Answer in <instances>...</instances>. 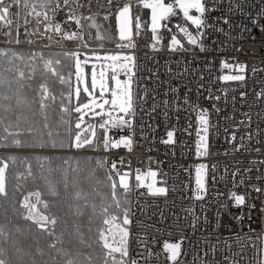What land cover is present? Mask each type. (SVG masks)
<instances>
[{
	"label": "built area",
	"instance_id": "2783aa9c",
	"mask_svg": "<svg viewBox=\"0 0 264 264\" xmlns=\"http://www.w3.org/2000/svg\"><path fill=\"white\" fill-rule=\"evenodd\" d=\"M99 1L70 0L65 6L61 0L60 9L54 15L52 10L56 8L57 0H51L47 9L37 7V11L48 12L52 19L61 24L62 32L57 34L55 31L45 32L42 16L38 24L34 15H28L31 5L26 8L23 0H13L10 15H19V10L25 14L22 21H16V26L7 20L2 21L7 27V39L2 48L14 49L17 43H23L33 51L65 50L85 55L98 53L99 46L102 53L135 56V113L137 116L150 115L155 120L146 122V125L154 127V144H164L162 141L167 139L166 133L175 128L173 149L182 162L174 158L169 163H161L152 149L142 152L140 156L159 163V171L164 167L166 171L174 172L172 178L181 189L184 200H188L179 206L176 203L178 196L176 198L173 194L152 196L143 188L137 193L129 192L131 223L127 225L128 264H132L133 260L137 264H171L163 245L165 242L181 241V255L175 264H202V260L204 264H263L264 193H256L253 189L264 185V98L257 99L256 95L264 91V15H259L264 9V0H206L213 10L206 13L211 27L205 33L204 51L192 47L188 51L176 52L168 49L170 33L166 29H162L163 40L158 45L160 50L151 48L153 42L147 27L148 14L141 0H112L111 5L107 0ZM8 2L5 0V3ZM125 4L130 6L133 21L139 17L143 28L140 36H133L135 47L132 49L116 47L121 42L116 30L115 13ZM69 11L80 20V27L75 20H68ZM106 13H110L109 19L105 20L106 28L113 37L110 42L94 39L90 21L84 18L89 15L103 18ZM225 19L228 20L227 24L223 23ZM253 20L256 22L253 23ZM180 22L179 17H174L168 26L175 33ZM64 32H78L82 38L64 39ZM178 38L186 44L182 36L178 35ZM221 61L247 65L246 79L243 82H220L218 77L228 74V70L221 71ZM253 69L256 71L253 72ZM120 79L123 80L124 76ZM241 92L246 93L243 98ZM209 93L213 97L211 100L206 98ZM145 94L146 99L140 102L139 97ZM186 94L188 104L184 103ZM216 96L221 99L217 101ZM165 101H168L167 105ZM213 104L220 109L219 112L213 109ZM197 105L209 109L212 125L209 127L208 154L203 160H198L195 154ZM241 121L245 123L240 124ZM139 132V128H125L123 131L110 129L107 135L110 139H119L121 135L138 136ZM233 133L236 140L229 143ZM105 134L103 128L96 130L94 152L115 158V151L104 144ZM238 145H242V148L235 151ZM200 161L207 166V191L202 200H196L193 192L194 173ZM136 169L146 171L141 163L134 164L126 158V163L117 171L121 174L133 173ZM237 169L240 171L235 177L234 188L232 174ZM244 169L251 171L245 172ZM233 190L250 194L246 206H231L228 193ZM218 193L223 196L218 197ZM158 199L171 203L162 215L154 214L153 204ZM220 204L229 206L218 208ZM253 204L254 209L250 207ZM241 216L242 220L237 218ZM138 235L140 240L132 244Z\"/></svg>",
	"mask_w": 264,
	"mask_h": 264
},
{
	"label": "trees",
	"instance_id": "16d2710c",
	"mask_svg": "<svg viewBox=\"0 0 264 264\" xmlns=\"http://www.w3.org/2000/svg\"><path fill=\"white\" fill-rule=\"evenodd\" d=\"M63 54L0 49V149L9 150L0 152V264H112L101 242L106 213L116 211L103 159L30 152L93 149L76 146L86 122L97 128L100 119L79 120L76 98L65 99L68 85L47 63L50 55L60 59L68 77L73 60ZM116 191L123 200V190Z\"/></svg>",
	"mask_w": 264,
	"mask_h": 264
},
{
	"label": "snow or ice",
	"instance_id": "6c2138e0",
	"mask_svg": "<svg viewBox=\"0 0 264 264\" xmlns=\"http://www.w3.org/2000/svg\"><path fill=\"white\" fill-rule=\"evenodd\" d=\"M20 2V0H17ZM25 7L31 5V11L28 13L29 16L34 15L39 24L40 17H43L45 21V32L55 31L57 34L62 32V26L59 22L52 19L48 12L37 11V7L40 9H47L51 4V0H23ZM61 0H57V6L52 10L53 15L56 11L60 9ZM63 4L67 6L70 0H62ZM109 5L112 4V0H107ZM11 3L13 0H9L5 3V0H0V22L7 20L9 23L13 21L10 19ZM142 6L145 9H150V23L148 24V31L151 32V48L153 50L159 51L158 45L162 43V29H166L170 33V42L168 44V49L170 51H188L192 47H198L201 51H204L203 40L205 37L206 30L211 27V25L206 20V13L211 11L206 0H141ZM239 7V5H237ZM68 20H75V23L80 27V20L76 19L75 14L71 11L67 13ZM259 15H264V9H261ZM110 13H106L103 17L104 20H108ZM174 17H179L181 22L177 25V31L174 33L173 30L168 26V22ZM89 20V27L97 29V39L104 38L100 32L102 27L101 24L97 23V19L94 16L89 15L84 17ZM116 27L118 32V38L121 43L116 45L117 48H127L132 49L135 47L133 42V36H140L142 34L143 28L141 19L139 17L135 18V21L130 16V6L125 4L124 7L119 8L115 13ZM256 21L253 20V23ZM223 23L227 24L228 20L225 19ZM134 25V29H133ZM264 27V26H262ZM195 29V31L190 30ZM186 41V44L182 42L181 38ZM64 39H74L82 38L78 32L73 33H63ZM191 46V47H189ZM59 55V54H54ZM73 60L74 73H69L68 77H65L62 71H59L62 61L60 59L53 60L50 57L47 63L52 68V73L59 77L62 84L68 85V92L65 95V99L71 102L73 96L76 98L77 103L75 105V111L79 114V120L84 124L85 116H91L93 118L100 117L99 127L106 130L104 144L106 148L110 145V148L120 149L126 148L131 150L134 140L133 135H121L119 139H110L107 135V131L110 129H119L123 131L125 128L132 129L135 117L137 98L133 91L134 77L136 75V58L133 54H98L91 53L85 54L83 61L79 58V54L76 53H65L63 54ZM43 57V54H40ZM102 61L99 64V71L97 70V64L92 63L91 86L86 83V75L84 71L85 65L89 64L90 61ZM221 71L228 70V74H222L218 77V80L222 83L228 82H243L246 79L245 73L247 71V65L237 63L235 65L229 64L226 61H221ZM264 70V69H262ZM256 70L253 69V72ZM234 73V74H233ZM74 75L76 85L73 86L71 82V77ZM121 76L125 78L120 79ZM202 79V78H201ZM99 91V96L97 97L96 92ZM81 91L88 97L87 102L80 103L79 98L81 96ZM175 91V90H173ZM225 98L227 92L224 93ZM241 97L243 98L246 93L241 92ZM257 99L264 98V91H260L257 94ZM110 96V98H107ZM207 99H213L211 93L206 97ZM146 99L145 96L139 97V101L142 102ZM215 99L218 101L221 99L220 96H216ZM235 99V97H233ZM167 105L168 101L164 102ZM184 103L188 104L189 100L187 94L185 95ZM107 106V107H106ZM213 109L219 112L220 109L213 104ZM197 141H196V155L197 157H203L208 154L209 147V112L208 109L199 108L197 105ZM155 111V107H153ZM248 115V114H245ZM226 119H231V117H226ZM241 121L240 124H244ZM81 125L78 123L77 127ZM94 124H88L84 131L89 132L90 129L94 128ZM239 127V125H237ZM175 128L169 130L166 133L167 139L162 142L165 144L175 143ZM227 131V129H225ZM243 139V138H241ZM251 139V135H249ZM236 140L235 133L232 134L231 140L228 141L232 143ZM242 145H238L235 151H240ZM122 163V161H121ZM116 163L111 165L110 172L115 171L116 177H118V184L116 180L109 175L113 190V201L115 212L110 214L106 213V218L104 220L105 229L101 232V242L106 249L107 255L110 257L112 264H127L126 257L128 256L127 251V236L129 235L125 227L131 223L129 218L130 208L128 207L129 201L127 198L128 193L131 191V186L129 184V173L125 172L123 174L116 171ZM240 170L237 169L233 172V185L235 188V177ZM243 171L249 172L251 169H244ZM206 174L207 166L205 164H198L195 169V189L194 198L196 200H202L204 194L207 191L206 188ZM157 172L149 170L146 173H140L137 170L135 175L136 187L137 189L146 187L147 194L152 196L165 195L167 192L166 187H156L154 183H144V177L155 178ZM243 183V181H241ZM117 187L123 190L124 198L117 195ZM256 193H264V187H257L253 189ZM250 194L248 193H238L233 190L228 193V199L231 201V206L235 208H242L247 205V199ZM218 197H222L223 194L218 193ZM229 205L220 204L218 208H226ZM109 207H112L110 205ZM251 208H255V205H251ZM238 219H243V217H237ZM122 219V224H121ZM250 219V217H249ZM251 230V229H249ZM181 242H165L163 249L168 253L167 259L171 264H175L178 257L181 255ZM119 254V257H117ZM206 259V257H205ZM132 264H137L135 260ZM202 264L204 261L202 260Z\"/></svg>",
	"mask_w": 264,
	"mask_h": 264
},
{
	"label": "bare ground",
	"instance_id": "6f19581e",
	"mask_svg": "<svg viewBox=\"0 0 264 264\" xmlns=\"http://www.w3.org/2000/svg\"><path fill=\"white\" fill-rule=\"evenodd\" d=\"M24 14H25L24 11L19 10V15L18 14L17 15L15 14L13 16L10 15V19L13 21L11 24L13 26H16V21L17 20L22 21ZM6 31H7V27L2 22H0V49H13V48H2L5 44L4 41L7 39ZM105 48L111 49V47H109V46H105ZM13 50L33 51L32 49L26 48V46L23 43H17ZM56 51L57 52H55V53H76L73 51H65V50H56ZM97 51H98V54H101V55L112 54V53H102L101 47H99V46L97 47ZM76 54L83 56L80 53H76ZM134 81H135V79H134ZM133 91H134V83H133ZM205 109H208V108H205ZM208 112H209V109H208ZM209 115H210V112H209ZM147 121L153 122L155 120L150 115H148V116H140V115L137 116V114L135 113L133 128H139L140 129L139 135L133 137L134 143H133V146H132L130 151L126 148H123V147L120 149H115V150L111 149V150L115 151V158H110L108 156H105L101 152H94L95 144H96L95 134H96V130L99 128V126L95 129L93 149L91 151H88V152L77 151L75 153L76 154H91L94 156L101 157L103 159L104 168L108 172H110L111 165L114 162L116 163V166H117L116 171H117L123 164L126 163V158L134 164L141 163L142 169H145L146 171L145 172H142L140 170L139 171L141 173H146L149 170L157 172L156 177L158 178V180L155 177L157 183L161 184L162 186L166 187V189H167V192L165 195H157V196L158 197H166L168 194H173V195H175L176 198L178 196L179 199L177 198L176 203H179V206H180L181 203L184 204L185 202H187L188 199L184 200V196H183L181 189L178 188V184L172 178V173H174V172H168V171H166L167 169H165L164 167H162L159 171V168H160L159 163H153L152 159H147V158H143L140 156V154L142 152L147 151L149 149H152L154 155H156L159 158L161 163H169L174 158H176L177 161L182 162V160L179 158V156H177L175 150L173 149V144H165V143L160 144V145L154 144V142H153L154 127L150 126V125H146ZM218 122L221 123V120H218ZM210 126H212V125L210 124ZM195 154H196V152H195ZM204 158H205V156H203L202 158L197 157L198 160H203ZM121 161H122V163H121ZM199 163L205 164V162L200 161L197 163V165ZM195 169H196V167H195ZM137 170L138 169H136L133 173H129L131 191L137 193V192H140L141 189L143 188L147 192V190L144 187L139 188V189H137V187H136L137 182L135 180V172ZM110 174L112 176L116 177L115 171L111 172ZM194 175H195V173H194ZM263 187H264V185H263ZM128 201H130L129 193H128ZM166 206H171V203H169L168 201L163 202L161 199H158L153 204L154 214H156V215L164 214L167 211ZM174 225L176 226L177 223H174ZM126 227H127V225H126ZM178 227L176 228V230L178 229ZM140 238L141 237L139 235L134 237V242L132 244H135V241H139ZM128 248H129V244L127 242V251H128ZM126 259H127V264H128V256L126 257Z\"/></svg>",
	"mask_w": 264,
	"mask_h": 264
},
{
	"label": "rangeland",
	"instance_id": "374dc122",
	"mask_svg": "<svg viewBox=\"0 0 264 264\" xmlns=\"http://www.w3.org/2000/svg\"><path fill=\"white\" fill-rule=\"evenodd\" d=\"M99 2H102V0H100ZM166 2H167V0H166ZM145 9V8H144ZM145 11L147 12V14H148V19H149V23H150V15H151V11H150V9H145ZM130 16H131V9H130ZM94 17H96V19H97V23H99V24H101L102 25V27H101V29L102 30H105L107 33H108V35H109V38H107V37H105V36H103L104 38H102V39H97L96 38V36H97V29L96 28H93L94 29V39H97V40H103V41H106V42H109V41H112L113 40V37H112V35L110 34V32L108 31V29L106 28V25H105V20L103 19V18H101V17H97V16H94ZM115 23H116V20H115ZM116 30H117V27H116ZM118 33V32H117ZM79 58L83 61V59L85 58V55H83V56H80L79 55ZM102 61H90L89 62V64H87V65H85V67H84V71H85V75H86V83H87V85L89 86V88H90V86H91V77H90V74H91V71H92V63H96L97 64V70L99 71V64L101 63ZM76 82V81H75ZM82 92V94H83V97H84V101L82 100L81 101V103H84V102H87V100H88V97L83 93V91H81ZM96 95H97V97L99 96V91L97 90V92H96ZM107 98H110V96H108ZM107 107V106H106ZM89 117V119H100V117H95V118H93V117H91L90 115L88 116ZM87 125H88V123L86 122V127H87ZM85 127V128H86ZM95 127L94 128H92V129H90L89 130V132L91 131H93L94 130V133H95ZM89 132H83V137H81L79 140H78V146H76V147H79V148H85L86 146H88V145H91V144H93V140H94V134H93V132H92V135H90L89 136V138H87L86 140H84L83 141V139H84V137L87 135L88 136V133ZM78 137H80V135H78ZM3 152V151H9L8 149H4V150H1L0 149V152ZM30 152H32V153H54V154H65V153H68V154H76L75 152H77V151H68V152H59V151H41V150H35V151H30ZM199 158H202V157H199ZM199 164H201V163H199ZM202 164H204V163H202ZM137 172V171H136ZM136 172H135V175H136ZM140 172V171H139ZM141 173V172H140ZM194 178H195V175H194ZM115 180H116V182H117V184H118V177L117 178H115ZM128 180H129V184H130V177H128ZM144 183L145 184H148V183H154V185L156 186V187H164V186H162L161 184H158L157 183V181H156V179L155 178H150V177H144ZM3 184H4V174H3V171H0V189H3ZM146 190H147V188L146 187H144ZM33 205V204H32ZM126 228V230H127V227H125ZM262 262H263V264H264V236H263V240H262Z\"/></svg>",
	"mask_w": 264,
	"mask_h": 264
},
{
	"label": "water",
	"instance_id": "95a60500",
	"mask_svg": "<svg viewBox=\"0 0 264 264\" xmlns=\"http://www.w3.org/2000/svg\"><path fill=\"white\" fill-rule=\"evenodd\" d=\"M29 204H31V202H29ZM35 208H36V206H35V205H33V211L35 210Z\"/></svg>",
	"mask_w": 264,
	"mask_h": 264
}]
</instances>
